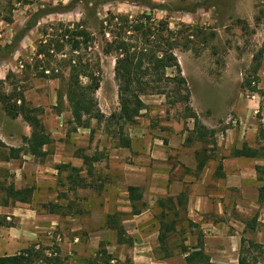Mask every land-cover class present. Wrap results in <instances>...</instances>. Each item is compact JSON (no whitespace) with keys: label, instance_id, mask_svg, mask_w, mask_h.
I'll return each mask as SVG.
<instances>
[{"label":"crops","instance_id":"0c3cea01","mask_svg":"<svg viewBox=\"0 0 264 264\" xmlns=\"http://www.w3.org/2000/svg\"><path fill=\"white\" fill-rule=\"evenodd\" d=\"M254 96L235 104L241 117L228 114L218 124L216 113H196L210 134L203 140L193 128L189 133L182 130L184 122L192 120L183 119L181 127L166 121V128L149 131L151 134H127L129 148L117 147L112 138L113 145L94 152L89 144L90 127H75L65 104L77 139L83 140L81 136L87 134V143L68 148L55 141V131L45 128L51 144L42 148L45 155L39 158L23 152L18 159L8 158L9 149L22 146V138L31 134L28 124L17 116L30 132L22 136L19 146L5 143L1 137L7 135L0 134V171L4 179L12 180L0 189V258L29 249L41 251L50 234L68 221L73 235L62 243L57 238L58 264H241L239 251L247 218L264 215L258 192L264 186L259 178L261 171L264 174V158L231 156L244 144L259 148L248 142L250 136H259L252 113L259 109L260 97ZM242 107L248 111L240 110ZM260 109L264 127V105ZM229 118L239 120L238 126H226ZM220 132L224 133L221 139ZM81 155L98 156L99 160L88 167ZM64 165L80 170L84 187L69 183L70 172ZM42 178L54 180L55 198L35 203L41 196L34 183ZM9 186L32 188L31 202H12L5 193ZM129 187L139 189L140 199L134 203L138 213H133ZM194 252L202 257L188 259Z\"/></svg>","mask_w":264,"mask_h":264},{"label":"rangeland","instance_id":"374dc122","mask_svg":"<svg viewBox=\"0 0 264 264\" xmlns=\"http://www.w3.org/2000/svg\"><path fill=\"white\" fill-rule=\"evenodd\" d=\"M68 2L69 0H0V42L2 44L8 42L16 30L21 28L39 8H55L58 11L40 19L38 25L23 38L14 55L8 60L0 61V93L8 94L16 88L31 107L41 109L40 119L47 132L55 131L58 134L55 136V141L59 140L68 148H73L79 143L86 145L89 135L81 136L83 140L77 139V132L74 133L73 126L68 123L70 117L65 104L56 103V91L61 81L38 76L39 66L45 63L42 56H35L39 41L47 39L44 33L52 36V40L61 42L60 23L64 25L78 23L84 16L83 5H78L73 10H64L62 6H66ZM152 2L163 3L161 0H152ZM166 4L173 10L184 8L193 12L163 10L149 12L144 7L129 8L120 3L108 4L98 10L100 20L105 18L107 11L129 12L133 16L146 12L156 20L167 18L170 28H175V25L180 22L192 27L189 33H185L187 49L175 51L181 70L185 69L183 76L190 93L189 103L187 105L171 104L163 96L158 95L143 97L146 109L139 114L140 117L134 124L124 127L125 133L132 137L138 131L151 134L149 131L166 128V121L176 122L181 127V121L184 122L183 119H186L184 116L187 114L185 111L187 107L195 114L202 116L216 113L218 124L228 114L241 117L240 113L235 111L237 101L246 100L251 94H257L260 97V105L259 109L255 108L256 113H252V122L254 126L256 125L259 136H250L248 142L252 143V146H264V127L260 121L262 118L260 108L264 105V0H167ZM95 38V41L88 44L87 49L80 51L85 59H92L93 53L100 51L102 43L98 36ZM68 50L66 46L62 54L56 53L51 59V66L57 68L58 61L65 60V57L68 59ZM50 53L54 54L53 51ZM99 60L101 82L95 98L99 111L108 117L117 112L119 107L117 83L113 74L114 60L111 56L102 54L99 55ZM63 73L66 76L67 71L64 70ZM80 82L85 84L87 80L82 78ZM248 82L251 88H256L255 92L245 87ZM168 88L167 90L170 91L172 86ZM239 109L248 111L246 107ZM192 128L193 121L186 120L182 130H187L189 133ZM90 130L89 144L92 151L114 144L112 135L106 132L103 123L91 120ZM29 132L30 129L21 117L12 119L7 116L0 104V134L7 135L1 137L5 143L19 146L22 136ZM211 139L214 140V137ZM1 158L2 153H0ZM5 177V174L0 171V189L12 182L8 178L4 179ZM259 178L264 180L262 171ZM53 182V179L42 178L39 184L34 183L37 196H41L35 199L37 200L35 203L53 201L54 191L57 190ZM2 194L3 192L0 191V200L3 198ZM247 220V233L242 237L239 257L243 259L244 264H264V215L261 213L248 217ZM69 226L71 224L64 221L63 227H58L54 233L50 234L52 237L42 247L40 258L33 264H47L46 258L59 259L60 247L57 238L61 237V243L63 240H70L73 234ZM251 226L253 229L250 228ZM54 253L57 255H53Z\"/></svg>","mask_w":264,"mask_h":264},{"label":"trees","instance_id":"16d2710c","mask_svg":"<svg viewBox=\"0 0 264 264\" xmlns=\"http://www.w3.org/2000/svg\"><path fill=\"white\" fill-rule=\"evenodd\" d=\"M161 1L163 3L156 4L152 0H69L66 6H62L64 10H73L76 6L83 5L84 16L78 23L71 25L60 23L61 42L52 40V36L44 33L43 35L47 39L39 41L35 56H42L43 63H45V65L39 66L38 76L61 81V85L56 91L57 103L67 105L72 118L71 122L75 127L89 128L91 120L103 123L104 129L112 135L117 147L129 148L131 139L125 133L124 127L134 124L140 112L146 109L143 97L158 95L163 96L171 104L187 105L189 103L190 93L186 85L187 81L182 75L175 51L187 49L188 42L185 33L192 30L191 26L180 22L175 25L180 28H170L167 18L156 20L146 12L133 16L107 11L104 19L100 20L98 17L99 8L113 3L135 4L146 8L149 12L157 10L193 12V10L188 11L184 8L173 10L166 4L167 0ZM54 13H58L55 8L41 7L36 10L26 23L16 30L8 42L4 44L0 42V61L10 59L17 51L23 38L38 25L39 20ZM95 36H98L102 43L100 51L94 52L92 59H85L80 51L87 49L88 44L96 40ZM189 36H193V34H189ZM66 46L69 48L68 59L65 57V60L58 61L57 68L52 67L51 59L56 53L62 54ZM51 51L54 54L50 53ZM100 54L113 58V74L117 83L118 111L108 117L99 111L95 98V93L101 82ZM65 56L67 55L65 54ZM64 70L67 71L66 76L63 73ZM82 78H85L87 83L82 84L80 82ZM170 85L172 88L169 91L167 89ZM245 87L250 88L251 92L256 91L255 87H250V82ZM0 104L6 115L11 118L20 115L31 129L30 136L22 138V146L9 149L8 158L18 159L22 152L38 158L43 157L45 153L42 152V148L50 145L51 139L41 123V110L31 107L24 96L16 91V88L8 94L0 93ZM185 111L187 114L184 117L192 119L193 131L198 139L203 140L210 135L189 107ZM231 156L264 158V146L251 148L244 144L240 149L233 150ZM79 157L88 167L92 162L99 160L98 156L81 155ZM62 167L69 169L68 180L71 185L85 186L84 180L78 174L80 170L67 165ZM256 171L258 172L259 168L256 167ZM89 172L90 170L87 171V173ZM127 191L133 213H138L139 210L136 209L134 203L140 199L139 189L129 187ZM258 192L259 201L263 202L264 186L260 187ZM5 193L14 203L29 204L33 196V189L29 187L15 189L13 186H9L5 189ZM5 203L2 202L4 205ZM163 238L164 236L160 235L159 240L163 241ZM199 257L201 258L202 254L194 252L188 256V259L195 260ZM39 258L40 251L29 249L19 255L0 258V264H33ZM46 262L58 264V259L46 258ZM241 264L244 262L241 261Z\"/></svg>","mask_w":264,"mask_h":264},{"label":"built area","instance_id":"2783aa9c","mask_svg":"<svg viewBox=\"0 0 264 264\" xmlns=\"http://www.w3.org/2000/svg\"><path fill=\"white\" fill-rule=\"evenodd\" d=\"M254 95H255V94H251V95L249 96L251 100L255 98ZM238 124H239V120H236V119H234V118H229L228 121H225V125L228 126V127H231V128H235L236 126H238ZM223 136H224V133H223V132H220V133L218 134V138H219V139L223 138ZM53 255H57V254L54 253Z\"/></svg>","mask_w":264,"mask_h":264}]
</instances>
